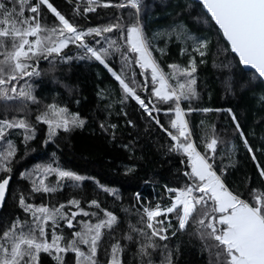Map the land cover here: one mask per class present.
Here are the masks:
<instances>
[{
  "label": "snow or ice",
  "instance_id": "snow-or-ice-1",
  "mask_svg": "<svg viewBox=\"0 0 264 264\" xmlns=\"http://www.w3.org/2000/svg\"><path fill=\"white\" fill-rule=\"evenodd\" d=\"M67 2H75L71 16L51 0H0V212L9 195L18 209L13 215L0 216V264H45L44 257L51 258L52 264H124L128 243L136 246L138 264H156L153 256L157 251L163 257L160 264H176L179 245L170 248L169 241L178 233L195 237L208 254L209 264H264V161L257 157L258 152L264 154V145L256 148L249 143L232 108L192 106L200 98L198 63H206L211 38L192 33L182 21L183 8L166 29L149 34L145 0ZM198 4L201 12L196 21L215 32L216 56H224L219 66L230 72H249L250 78L242 87L264 85V0H198ZM97 7L122 11L106 24L82 26L77 18L87 20V14ZM48 14L54 18L51 23ZM173 38L180 44L181 57L187 56V63H169L166 71L154 53L162 57L165 48L157 47V42L163 40L167 46ZM70 45L76 50L75 56L70 54ZM73 59L98 62L118 82V98L102 90L110 98L104 109L106 115L98 121L102 133L115 139L117 124L110 122L113 104L119 105L116 116L124 118L127 126L137 127L125 111L130 101L135 102L142 110L141 117L166 136L167 152L178 160L177 185H164L168 203L140 205L136 224L129 221L120 238L115 235L120 218L102 207L98 199L86 200L87 208L76 196L51 202L65 187L78 189L82 182L93 179L62 167L55 159L19 171L28 188L10 192L20 151L15 135H22L20 143L27 155L28 142L36 138L38 127L46 126L42 144L47 145L55 143L61 133L87 124L67 106L44 104L35 95L36 79L42 75L41 61L55 69ZM117 61L119 71L114 68ZM226 91H233L230 80ZM185 103L187 106H182ZM259 103L264 105V94L259 96ZM194 111L224 112L231 118L233 132L253 162L255 186L251 177L246 178L243 192L228 184L230 169L237 163V147L230 144L227 151L222 150L225 140L215 125L194 139L186 118ZM161 112L167 123L159 118ZM131 146V142L124 145ZM134 170V166L127 167L125 174ZM96 184L119 199L115 189L98 181ZM37 195L40 203L35 202ZM45 196L49 198L47 203L43 202ZM135 196L139 201L140 194ZM105 238L111 241L107 246Z\"/></svg>",
  "mask_w": 264,
  "mask_h": 264
},
{
  "label": "trees",
  "instance_id": "trees-1",
  "mask_svg": "<svg viewBox=\"0 0 264 264\" xmlns=\"http://www.w3.org/2000/svg\"><path fill=\"white\" fill-rule=\"evenodd\" d=\"M51 2L69 16L72 14V8L75 7L74 4L69 5L66 0H51ZM145 4L147 5L145 23L149 34L157 31L158 28L171 25L176 18V13L183 8L185 14L182 21L192 33L207 35L211 38V51L206 57V63H198L197 91L200 93V98L194 100L192 106L194 108H232L249 143L256 148L264 145V105L259 103V96L264 94V85L257 84L254 88L242 87L241 85L250 78L249 72L238 70L230 72L227 68L219 66L224 56H216L215 32L196 21L197 15L201 12L198 2L194 0H145ZM120 11L122 10L114 7H97L95 12L87 14V20L82 17L77 19L80 20L82 26L84 24L96 26L106 24ZM48 16L49 23H51L54 18L51 14ZM157 47L165 48V54L162 57L159 52H155L154 55L160 58L161 65L166 71L169 63H187V56L181 57L180 44L174 38L167 46L163 40L158 41ZM69 48L71 49L70 54L75 56L74 46L70 45ZM199 59L197 56V62ZM114 68L119 71L118 61L114 64ZM40 70L42 75L36 79L35 95L44 104L56 102L67 106L70 111L77 112L84 117L87 124L68 134L61 133L55 143L49 142L47 145L42 144L46 126L38 127L36 138L28 142L27 155L24 154V145L20 143L23 139L22 135H15L13 139L20 151L14 165L10 192L28 188V182L19 178V171L55 159L62 167L93 179L85 180L78 189L65 187L62 194H58L51 202L60 203L76 196L82 198V203L87 208L86 200L98 199L102 207L120 218L121 224L115 233L116 237L120 238L127 230L129 221L136 224L139 218L137 209L140 205L149 203L154 205L157 201L168 203L164 185L170 187L177 185L178 180L175 173L179 166L178 160L167 152L166 136L141 117L142 110H139L135 102L130 101L125 111L137 127L127 126L124 118L116 116L115 111L118 110L119 105L113 104V115L110 122L117 124L115 139L110 134H104L99 130L98 121L106 115L104 109L110 102V98L105 96L102 90H109L113 97L118 98L119 87L118 82L98 62L73 59L67 64H58L55 69H50L46 61H41ZM139 79L143 78L139 77ZM229 80L232 82L233 91L231 93L226 91V82ZM98 92L102 95L98 96ZM77 100H79L78 104ZM182 106L186 107L187 104ZM34 115L35 112H33L32 119ZM158 116L162 122L167 123L168 118L163 112ZM186 118L194 133V139L202 135L209 126L215 125L216 132L225 140V144L220 146L222 150L227 151L230 144L236 145V167L230 169L228 175V184L231 187L245 191V180L248 177L252 178L253 186H255L257 176L253 162L243 149L238 135L234 134V125L226 113L194 111L188 113ZM201 121L204 122L203 125ZM130 142L132 146L125 148L124 145ZM201 150H203L202 147ZM257 157L264 161V154L258 152ZM132 166L135 170L125 174V169ZM48 180H54V176L48 177ZM97 181L100 185L115 189L119 199L103 192L97 186ZM136 193L140 194L139 201L136 199ZM35 202H41L39 195L35 198ZM43 202H49V198L45 196ZM14 213H18V209L12 204L11 195H9L8 202L3 212H0V216L6 217ZM67 231L66 229V233ZM110 242L105 238L106 246ZM121 243L124 244L125 241L121 239ZM177 245H179V256L176 258V264H209L208 254L202 251L200 242L195 237L178 233L177 237L169 241L170 248ZM135 252V244L128 243L122 257L124 264H138ZM100 255L103 262L104 253L101 252ZM153 259L156 264H160L163 257L157 251ZM44 260L45 264H52L51 258L44 257Z\"/></svg>",
  "mask_w": 264,
  "mask_h": 264
},
{
  "label": "built area",
  "instance_id": "built-area-1",
  "mask_svg": "<svg viewBox=\"0 0 264 264\" xmlns=\"http://www.w3.org/2000/svg\"><path fill=\"white\" fill-rule=\"evenodd\" d=\"M73 4L75 5V2H73ZM82 4H86V0H82Z\"/></svg>",
  "mask_w": 264,
  "mask_h": 264
},
{
  "label": "rangeland",
  "instance_id": "rangeland-1",
  "mask_svg": "<svg viewBox=\"0 0 264 264\" xmlns=\"http://www.w3.org/2000/svg\"><path fill=\"white\" fill-rule=\"evenodd\" d=\"M168 27V26H167ZM167 27H161V28H158L157 30H161V29H166ZM194 34V33H193Z\"/></svg>",
  "mask_w": 264,
  "mask_h": 264
},
{
  "label": "water",
  "instance_id": "water-1",
  "mask_svg": "<svg viewBox=\"0 0 264 264\" xmlns=\"http://www.w3.org/2000/svg\"><path fill=\"white\" fill-rule=\"evenodd\" d=\"M194 1H196V2H198V0H194ZM243 67V66H242ZM12 181V180H11ZM10 185H11V182H10Z\"/></svg>",
  "mask_w": 264,
  "mask_h": 264
}]
</instances>
